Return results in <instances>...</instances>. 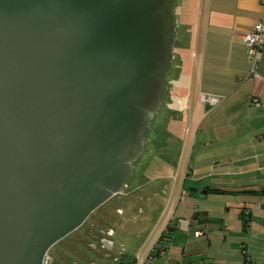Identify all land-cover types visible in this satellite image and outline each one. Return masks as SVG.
<instances>
[{
    "label": "water",
    "instance_id": "water-1",
    "mask_svg": "<svg viewBox=\"0 0 264 264\" xmlns=\"http://www.w3.org/2000/svg\"><path fill=\"white\" fill-rule=\"evenodd\" d=\"M173 9L0 0V264H44L122 191L167 86Z\"/></svg>",
    "mask_w": 264,
    "mask_h": 264
},
{
    "label": "rangeland",
    "instance_id": "rangeland-1",
    "mask_svg": "<svg viewBox=\"0 0 264 264\" xmlns=\"http://www.w3.org/2000/svg\"><path fill=\"white\" fill-rule=\"evenodd\" d=\"M178 1L180 0H173L172 14L175 20ZM174 47L176 49V46ZM175 49L166 76L167 86L161 106L145 136V150L133 165L122 192L109 199L105 206L96 209L86 222H92L98 217L105 218L108 211L118 215V209L122 208L124 203L140 202L144 191H148L151 186L157 187L166 183L169 189L167 197L159 199L153 195L156 202L152 208L141 203V208H144L149 217L143 226L141 225L143 229L134 236L133 244L137 246L129 253L128 258L134 260V257H139L140 254L143 258L151 254L154 255L152 264H216L210 259L211 256L228 255L230 264H238L240 260H245L242 251L247 250L248 254L262 261L264 234L259 233L256 226L255 229L246 231L238 213L245 209L244 204L255 209L256 205L264 203V194L239 190L248 183H254L264 189V168L260 172H240L243 166L253 161L256 165H264V157L261 158L262 161L251 157L260 152L264 154V144L248 140L247 136L254 132L251 129H239L237 122L231 123L237 115L227 114L222 109L213 112L203 109V106L202 109L197 108L195 100L188 97V87L183 88V93L177 101L179 114L173 111L172 87L175 56L178 55ZM204 210L212 217L225 218L223 228L217 221L210 222L209 225L196 219L190 222L195 211ZM134 214L141 215L138 210H135ZM180 216L186 221H180ZM204 229L210 230L208 235L203 234ZM77 233L74 232L66 240L68 245L74 239L84 240L80 239ZM165 235L169 241L160 243L161 237ZM207 237L211 238V243ZM172 239L174 241L171 243ZM173 243L176 247L175 253L168 254V249L164 247H171ZM188 244L191 248L189 251L195 249L201 252L202 256L192 259L188 254L184 256L182 249ZM57 246L53 253L56 248L63 247ZM163 248L166 254L157 256L156 253ZM44 262L52 264V254L48 255Z\"/></svg>",
    "mask_w": 264,
    "mask_h": 264
},
{
    "label": "crops",
    "instance_id": "crops-1",
    "mask_svg": "<svg viewBox=\"0 0 264 264\" xmlns=\"http://www.w3.org/2000/svg\"><path fill=\"white\" fill-rule=\"evenodd\" d=\"M263 14V0L178 1L176 9L177 35L174 43L176 46L174 49L177 50L178 55L175 56V74L172 87L173 111L176 114H179L177 101L183 90L188 87V97L195 100L197 108L202 109L203 106V109L213 112L222 109L227 114L237 115L236 120H232L231 123L237 122L239 129H251L254 132L247 136L248 140L264 144V36L255 77L250 76L251 62L247 54V46L243 40V35L253 29L254 24ZM203 95L210 96L213 100L203 101ZM263 155L260 152L251 157L262 161ZM263 168L264 165H256V162L253 161L247 166H243L240 172H260ZM260 187L254 183H248L241 186L239 190L264 194V189ZM168 194L169 189L166 183H161L157 187L151 186L148 191H144V196L140 202L124 203L122 208L118 209V215L112 214L113 218L106 219L107 222H102V225L96 226L104 230H111L109 242L113 249L112 255L119 259V261L116 260L115 264L133 261L128 256L137 246L133 244L134 236L143 229L142 226L149 217L144 212V208H141V203L152 208L155 206L157 197L160 199L167 197ZM153 195H156V198ZM243 207L248 209L246 211L241 209L238 218L242 220L245 230L251 231L256 226L258 232L264 234V203L256 205L255 209L250 208L248 204H244ZM135 210H138L141 215L134 214ZM194 219L204 224L217 221L222 225V228L225 220V218L220 219L218 216H210L207 210L195 211L190 222ZM179 220L186 221L182 216ZM134 226L136 227L134 228ZM202 231L203 234L207 235L210 232L206 229ZM195 237L197 236L195 235ZM206 239L211 243L210 237ZM167 240L169 241V238L165 235V237H161L159 242L165 243ZM173 241L172 239L171 243ZM100 242V238L86 236L83 241L80 240L79 245L71 248V252H67L63 244V247L56 245L59 248H56L52 254V264H92V262L105 264ZM92 244L96 247L99 246L101 251L99 253L92 252ZM174 245V243L171 247L164 245V248L168 249L166 250L168 254L175 253L174 248L176 247ZM193 245L195 246V243ZM164 248L159 250L156 255L166 254ZM188 249H191L190 244L183 247L184 256L188 254L190 259L202 256L200 255L201 252L195 249L189 251ZM242 254L245 260H240L238 264H264V260L260 261L255 256L248 254L247 250H243ZM142 256L140 254L139 257ZM211 258L216 264H230L228 255H213ZM134 260L137 261L136 264L139 261L137 256L134 257ZM149 264H152V261ZM191 264L195 263L191 262ZM199 264H212V262Z\"/></svg>",
    "mask_w": 264,
    "mask_h": 264
},
{
    "label": "flooded vegetation",
    "instance_id": "flooded-vegetation-1",
    "mask_svg": "<svg viewBox=\"0 0 264 264\" xmlns=\"http://www.w3.org/2000/svg\"><path fill=\"white\" fill-rule=\"evenodd\" d=\"M151 127V126H150ZM149 129V128H148ZM147 131V130H146ZM146 131H145V133H144V136H146ZM145 144H146V138H145V141H144V144H143V148H145ZM133 164V163H132ZM133 166V165H132ZM130 174H131V172H130ZM130 174L128 175V177L124 180V182H126L128 179H129V177H130ZM124 182H123V185H124ZM122 192V191H121ZM120 192V193H121ZM120 193H118V194H120ZM117 195V194H116ZM116 195H114V196H116ZM113 196V197H114ZM110 199H112V197L110 198ZM109 200H107L103 205H101L100 207H102V206H105L106 205V203L108 202ZM127 203V202H126ZM99 207V208H100ZM99 208H97V209H99ZM109 208H110V205H109ZM96 211V210H95ZM92 215V214H91ZM90 215V216H91ZM90 216L87 218V220L86 221H88L89 219H90ZM111 218H113V215L108 211V214L105 216V218L104 217H98V218H95L94 220H92V222L90 221V222H84L77 230H75V231H73L72 233H70L68 236H66L65 238H63L61 241H59L57 244H55L54 246H56V245H65V250L67 251V252H71L72 251V249L71 248H75L77 245H79V243H80V241L78 240V239H74L72 242H71V246L70 245H68L67 244V242H66V240L68 239V238H70L71 237V235H73V233L74 232H78L77 234H79V235H77V236H79L80 237V239H84L86 236H91V237H93V238H100V245L102 246V254L104 255V257H105V264H115L116 263V260L118 259V258H116V257H114L113 255H112V251H113V249H112V247H111V244H110V242H109V239H110V234H111V230L110 229H108V230H104L103 228H98V227H96V226H98V225H102V222H107V220L106 219H111ZM90 226H92V227H90ZM99 227H101V226H99ZM62 241H63V243H62ZM65 241V242H64ZM54 246L50 249V251L48 252V254H47V256H46V258L48 257V255H50V254H53V249H54ZM92 246H93V244H92ZM99 247V246H98ZM98 247H96V246H93L92 248V252H98L99 253V251H101V250H99V248ZM78 254H80V252H78ZM45 258V259H46ZM117 261H119V259L117 260ZM45 263V262H44ZM92 264H96V263H94V262H92Z\"/></svg>",
    "mask_w": 264,
    "mask_h": 264
},
{
    "label": "built area",
    "instance_id": "built-area-1",
    "mask_svg": "<svg viewBox=\"0 0 264 264\" xmlns=\"http://www.w3.org/2000/svg\"><path fill=\"white\" fill-rule=\"evenodd\" d=\"M264 4V0H263ZM263 36H264V14L263 16L254 24L253 29L243 35V40L247 46V54L251 62L250 76H256L257 70L260 62V53L263 47ZM203 101H212L210 96H202ZM257 102V100H255ZM152 256L150 254L146 255L144 258L138 257L139 261L137 264H149Z\"/></svg>",
    "mask_w": 264,
    "mask_h": 264
},
{
    "label": "trees",
    "instance_id": "trees-1",
    "mask_svg": "<svg viewBox=\"0 0 264 264\" xmlns=\"http://www.w3.org/2000/svg\"><path fill=\"white\" fill-rule=\"evenodd\" d=\"M216 191H219V190H216ZM253 192H255V191H253ZM136 262H137L136 260H133V261L125 262L123 264H136Z\"/></svg>",
    "mask_w": 264,
    "mask_h": 264
}]
</instances>
